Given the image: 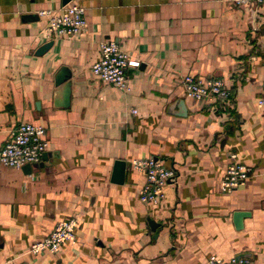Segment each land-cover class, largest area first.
I'll list each match as a JSON object with an SVG mask.
<instances>
[{"label": "crops", "instance_id": "1", "mask_svg": "<svg viewBox=\"0 0 264 264\" xmlns=\"http://www.w3.org/2000/svg\"><path fill=\"white\" fill-rule=\"evenodd\" d=\"M88 26L72 39L43 37L44 10L62 0H0V151L22 121L47 128L45 159L0 164L1 264H205L211 254L264 264V6L236 0H75ZM35 15L36 17H34ZM140 61L125 92L92 72L99 43ZM72 71L69 107L57 85ZM215 76L226 99L188 97L183 76ZM184 100L187 115H178ZM136 108L137 113L132 109ZM252 166L247 183L220 190L230 154ZM176 166L158 204H145L134 158ZM126 161L124 183L113 181ZM249 211L237 229L235 211ZM77 217V242L32 254L58 221ZM149 217L160 223L156 231ZM155 234L157 236L155 237Z\"/></svg>", "mask_w": 264, "mask_h": 264}, {"label": "built area", "instance_id": "2", "mask_svg": "<svg viewBox=\"0 0 264 264\" xmlns=\"http://www.w3.org/2000/svg\"><path fill=\"white\" fill-rule=\"evenodd\" d=\"M236 1L247 3L252 0ZM254 1L264 6V0ZM42 14L48 17V23L42 35L49 40L72 39L85 31L88 26L86 7L75 0L58 9L44 10ZM99 48L100 58L92 66L93 74L107 83L116 85L122 91H129L128 70L138 67L140 61L114 40L101 41ZM183 85L186 95L197 101H214L230 96L225 81L212 75L196 77L193 74H185ZM258 106L264 107V82L262 94L258 98ZM132 112L137 113L138 110L134 108ZM48 146L47 128L44 125L22 121L13 129L9 141L1 149L0 164L22 169L26 164L41 161ZM130 164L134 170L145 176V182L138 192L140 201L145 204L162 202L166 195V186L178 179L176 166H169L158 157L134 158ZM252 172V166L240 160L237 153L230 154V162L221 179L220 190L224 193L235 191L247 183ZM78 224L77 217L61 219L46 237L32 243L29 252L35 255L46 252L54 254L68 242L75 244L78 240L76 232ZM205 264H251V260L247 256L224 258L218 254H211Z\"/></svg>", "mask_w": 264, "mask_h": 264}, {"label": "water", "instance_id": "3", "mask_svg": "<svg viewBox=\"0 0 264 264\" xmlns=\"http://www.w3.org/2000/svg\"><path fill=\"white\" fill-rule=\"evenodd\" d=\"M73 0H62L63 5L71 2ZM34 17H36L35 15H33ZM53 40L43 44L37 51V54H41L42 52H44L46 49L50 48L53 44ZM72 71L68 68V67H61V69L58 71V73L56 74V83L57 85H63V92H62V101H55V105L56 106H60V107H69L71 105V97H72ZM178 108L180 109V111L178 112V115L181 116H185L187 115V108L185 106V102L184 100L178 102ZM44 159L45 157V153L43 155ZM32 167V164H26L23 169H30ZM126 168H127V164L126 161L122 160V159H118L115 162L114 165V172H113V181L115 183H124L125 180V174H126ZM250 212L249 211H242V210H238L235 211L233 214V219H234V223L237 229H242L244 227V218L250 216ZM149 224L152 228L153 231H156L157 227L160 226V223L157 222L155 219L149 217ZM157 236V234H155V237ZM243 255L237 256V257H241Z\"/></svg>", "mask_w": 264, "mask_h": 264}]
</instances>
